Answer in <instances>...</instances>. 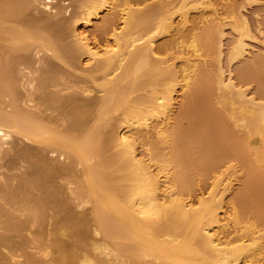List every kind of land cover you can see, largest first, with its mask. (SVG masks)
Masks as SVG:
<instances>
[{"label":"bare ground","instance_id":"bare-ground-1","mask_svg":"<svg viewBox=\"0 0 264 264\" xmlns=\"http://www.w3.org/2000/svg\"><path fill=\"white\" fill-rule=\"evenodd\" d=\"M145 1L0 0V264H264V102L232 67L264 96V40L228 0Z\"/></svg>","mask_w":264,"mask_h":264},{"label":"rangeland","instance_id":"rangeland-1","mask_svg":"<svg viewBox=\"0 0 264 264\" xmlns=\"http://www.w3.org/2000/svg\"><path fill=\"white\" fill-rule=\"evenodd\" d=\"M221 3L222 4H220V8H221L220 9V15H222L221 17H226V21H225L226 23H233L232 17L234 16L235 13L238 14V15L235 14V16H237V17L240 16L238 18H242V19L247 20V22L250 25V31L248 33V36L245 37V41L248 44V49L250 48V50L254 51V49L257 48L256 50H258L259 49L258 46H260L261 42L264 40V0H228V2L227 1H221ZM155 4H156L155 0H146L142 4V8H144V9L151 8ZM232 10H234V12H235L234 14H232V12H233ZM229 14H231L232 16L230 15V17L227 18V16H229ZM230 18H232V20ZM197 21H200V23H199L200 27L198 28L197 33H202L206 27V24L202 22V19L198 18ZM225 22L223 21L224 26L218 25L219 33L214 37V40H213L214 44L217 47H220L222 49V59L224 62V70H226L228 67V64H227L228 63V61H227L228 55H229L230 50L234 46L233 45L234 41L237 39V36H238L237 32L232 28V25L226 24ZM208 59L210 60V58H208ZM250 59H251V55L247 54L246 58L240 59V61L235 62L232 66L234 69L233 75L235 76L237 83L241 87H243V89H245L247 91V93L249 94L250 97L254 96L260 102L263 103L264 102V96L258 95L257 93H255V91L258 87V84L252 80L249 82L248 81H242L238 77L239 75H238L236 69L239 67H242V65L248 63L250 61ZM210 61H213V60H210ZM212 70L215 72V67ZM227 74H229V73L227 72ZM227 74H225V75L228 76ZM181 95L182 94L180 93V95L178 96L179 97L178 98V106H181L186 102L184 97ZM216 95H217V97L214 100V103L219 109L223 110L224 109L223 99L220 97L219 92H217ZM232 112L234 115L237 116L235 129H236L237 134L240 135V134H242L243 129L247 123L245 120H242V115H241L239 109H235ZM226 115H228V117L231 119L230 111H228ZM231 121H233V120H231ZM111 122L113 123L114 121H111ZM162 148L165 152L168 151L167 149H165V146H162ZM228 166H229V163L222 165L221 169L217 170L215 173H213V175L210 178L201 177L200 180L202 182L196 187V191L205 190L206 193L210 192L212 190L215 178L219 177V175L222 172L226 173V172L231 170V169H227ZM237 166L238 165H236V167ZM237 171L239 174H242L244 172L243 170L240 169L239 166L237 168ZM240 187H241V183H236L235 188H234L235 191H237ZM252 221H257V219L256 220L253 219ZM48 228H49L48 231L42 233L41 235L38 233V231L33 230V234L36 237L43 236V238H44L43 245L44 246L45 245L47 246L48 240H50V241L53 240L56 235H58V236L60 235V237L64 236L63 234H61V232L60 233L58 232V234H57V231L55 229H51L50 226H48ZM80 240H82V239L80 238ZM49 248L53 253H55L56 249L53 247V245H50ZM27 250H28V252L33 253L34 257L36 256L39 258V260L33 264H68L67 262H63V261H56V260H54V258H51V256L48 258H45V257L41 258V256H40L41 253H38L40 250L39 248H28ZM68 251H69V253H71L73 251V248H69ZM78 252H83V251L78 250ZM18 253H20V251ZM54 255H56V253ZM17 260H23V257H20V258L17 257ZM12 262H14V260H12ZM30 262L31 261H29V263L26 261H23L22 264H30Z\"/></svg>","mask_w":264,"mask_h":264}]
</instances>
